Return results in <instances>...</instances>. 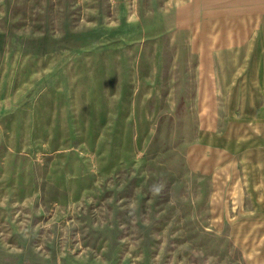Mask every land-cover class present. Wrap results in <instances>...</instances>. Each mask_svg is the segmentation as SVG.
<instances>
[{
    "label": "rangeland",
    "instance_id": "obj_1",
    "mask_svg": "<svg viewBox=\"0 0 264 264\" xmlns=\"http://www.w3.org/2000/svg\"><path fill=\"white\" fill-rule=\"evenodd\" d=\"M0 264H264V0H0Z\"/></svg>",
    "mask_w": 264,
    "mask_h": 264
},
{
    "label": "crops",
    "instance_id": "obj_2",
    "mask_svg": "<svg viewBox=\"0 0 264 264\" xmlns=\"http://www.w3.org/2000/svg\"><path fill=\"white\" fill-rule=\"evenodd\" d=\"M262 1V0H261ZM244 3V2H243ZM248 3V2H247ZM236 8V7H235ZM215 42V38H213L211 41H209V43L211 44H213ZM220 42H222V41H220ZM222 44V43H221ZM206 58H204V60H205ZM208 59H206L205 61H202V63H208V64H210V65H212L213 63H212V61H207ZM216 60L218 61V63L220 62V57H216ZM215 63V62H214ZM208 64H207V66H208Z\"/></svg>",
    "mask_w": 264,
    "mask_h": 264
}]
</instances>
